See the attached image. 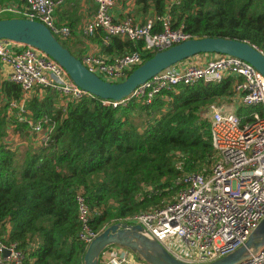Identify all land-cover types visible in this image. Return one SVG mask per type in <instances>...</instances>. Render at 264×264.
<instances>
[{
    "label": "trees",
    "instance_id": "1",
    "mask_svg": "<svg viewBox=\"0 0 264 264\" xmlns=\"http://www.w3.org/2000/svg\"><path fill=\"white\" fill-rule=\"evenodd\" d=\"M135 1L142 11L151 6L152 15L168 13L171 27L180 26L191 37L246 40L264 54V0ZM15 2L20 10L25 6L24 0ZM9 16L23 15L0 10V17ZM159 27L156 22L154 29ZM103 35L97 28L88 36L99 46L97 54L111 57L141 48V41L117 34L103 43ZM56 38L66 47V37ZM233 81V75H226L216 82H180L149 102L129 98L114 106L84 95L68 100L63 109L57 104L58 93L45 89L26 100L27 118L46 114L51 119L47 124L53 122L48 141L42 143L9 107V100L19 96L18 84L2 80L0 243L14 242L28 264H83L76 194L83 196L89 224L97 230L171 200L178 173L203 172L212 162L209 122L201 111L215 100L232 101ZM254 109L260 107L238 104L235 112L244 122L251 120ZM11 135L16 141L8 144ZM22 139L26 143L19 148Z\"/></svg>",
    "mask_w": 264,
    "mask_h": 264
},
{
    "label": "built area",
    "instance_id": "2",
    "mask_svg": "<svg viewBox=\"0 0 264 264\" xmlns=\"http://www.w3.org/2000/svg\"><path fill=\"white\" fill-rule=\"evenodd\" d=\"M61 0H24L25 6H3L1 11L21 12L23 17L45 24L59 38L69 35L65 24L54 22L52 11ZM95 10L83 24V34L100 28L103 43L109 35H120L141 41L140 50L111 57L83 52L78 58L89 70L110 81L123 79L139 64L147 52L165 48L191 37L180 26L171 27L168 13L147 16L137 22L129 15L116 19L111 14L114 0H94ZM159 28L154 29L155 23ZM0 62L9 67L8 80L18 84L17 99L9 100L19 120H26L36 142L46 143L53 127L50 117H26V100L34 88L55 90L63 109L70 99L92 95L71 81L54 59L31 45L0 37ZM233 75L232 88L238 100L226 104H209L201 115L208 119L209 142L213 160L205 171L178 173L173 182L177 189L162 206L145 209L121 221L136 222L143 232L158 241L172 255L190 262H206L228 253L243 243L264 214V77L247 61L232 55L215 53L204 63L180 60L137 84L120 99L100 98L102 104L116 105L129 98L149 102L176 83L196 80L216 82ZM238 104L260 107L251 111L250 121L241 122L235 112ZM77 237L84 245L100 230L89 224V208L81 194H76ZM178 237L181 246L172 244ZM14 242L0 243V264H28L24 253ZM7 248L8 253L2 254ZM136 256L125 246L110 244L98 256V264H137ZM238 264H264V246Z\"/></svg>",
    "mask_w": 264,
    "mask_h": 264
},
{
    "label": "water",
    "instance_id": "3",
    "mask_svg": "<svg viewBox=\"0 0 264 264\" xmlns=\"http://www.w3.org/2000/svg\"><path fill=\"white\" fill-rule=\"evenodd\" d=\"M0 37L31 45L43 51L63 67L73 83L94 96L120 99L139 83L161 69L201 52L239 57L250 63L264 77V54L254 44L223 36L188 37L154 51L118 81L103 79L83 65L63 46L42 22L23 16L0 17ZM110 244L127 247L137 259L148 264H238L264 246V214L242 244L232 251L206 262H190L168 252L158 241L143 232L139 223L113 221L104 225L85 245L83 264H98L100 251ZM8 253L7 248L2 254Z\"/></svg>",
    "mask_w": 264,
    "mask_h": 264
},
{
    "label": "crops",
    "instance_id": "4",
    "mask_svg": "<svg viewBox=\"0 0 264 264\" xmlns=\"http://www.w3.org/2000/svg\"><path fill=\"white\" fill-rule=\"evenodd\" d=\"M17 0H0V4L5 6H14ZM95 10L94 0H61L57 3L52 11L53 19L56 23H63L68 25L70 33L65 38L66 46L72 53L78 56L83 52H97L99 46L92 41L86 34H83L81 28L83 24L90 18ZM152 7L144 12L140 10V4L135 0H114V4L111 7V14L114 18L120 19L127 15L131 16L133 20L140 22L143 21L149 15H152ZM215 53L201 52L189 56L184 61H192L195 63H204L210 58L214 57ZM10 73L9 67L6 64L0 62V84L4 79H8ZM45 89L34 88L30 94H36L41 96ZM230 100L233 104L238 100L235 94ZM231 103V104H232ZM236 111V108H235ZM139 260V259H138ZM137 264H148L139 260Z\"/></svg>",
    "mask_w": 264,
    "mask_h": 264
},
{
    "label": "rangeland",
    "instance_id": "5",
    "mask_svg": "<svg viewBox=\"0 0 264 264\" xmlns=\"http://www.w3.org/2000/svg\"><path fill=\"white\" fill-rule=\"evenodd\" d=\"M145 12V11H144ZM65 45H66V43H65ZM67 47V46H66ZM224 103V104H226L227 106H229L231 103L228 101V100H215L213 103H211V104H218V103ZM204 110V109H203ZM14 135H11V139L12 140H9V139H7V143L8 144H10L11 143V141H16V139H14ZM18 143H20L21 145L19 146V148H21L22 146H24V144L26 143V141L24 140V139H22V140H19L18 141ZM18 148V149H19ZM171 242H172V244H174V245H176V246H178V247H180L181 246V240L178 238V237H175L174 239H172L171 240ZM140 260V259H139Z\"/></svg>",
    "mask_w": 264,
    "mask_h": 264
}]
</instances>
